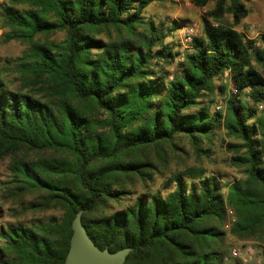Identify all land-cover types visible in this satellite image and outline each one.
Returning a JSON list of instances; mask_svg holds the SVG:
<instances>
[{"label":"trees","instance_id":"16d2710c","mask_svg":"<svg viewBox=\"0 0 264 264\" xmlns=\"http://www.w3.org/2000/svg\"><path fill=\"white\" fill-rule=\"evenodd\" d=\"M161 1L0 4L4 42L26 46L13 66L18 88H9L7 68H0V161L8 160L10 172L4 197L23 212L62 211L39 226H1L0 264H63L80 211L100 250H131L124 264H222L215 245L223 232L211 222L225 223L227 209L234 236L264 242V34L259 44L246 39L235 29L248 15L245 5L217 0L169 73L178 54L164 43V30L142 16ZM189 1L199 9L210 2ZM226 15L232 27L223 24ZM177 28L172 23L168 32ZM56 33L63 40L39 38ZM226 72L238 94L228 97L224 114L212 113L214 80ZM218 130L233 140L226 144L229 163L242 169L243 180L224 185L186 169L166 182L174 184L166 197L146 192L109 213L128 183L148 182L151 152L160 157L163 145L184 137L199 153ZM29 195L36 201H24Z\"/></svg>","mask_w":264,"mask_h":264},{"label":"rangeland","instance_id":"374dc122","mask_svg":"<svg viewBox=\"0 0 264 264\" xmlns=\"http://www.w3.org/2000/svg\"><path fill=\"white\" fill-rule=\"evenodd\" d=\"M6 0H0L2 4ZM217 0H210L207 7L199 9L191 5L189 0H163L148 6L142 13L144 20L152 22L154 25L162 28L167 34L164 43L168 44L172 51L178 54V57L171 67L166 70L171 73L177 62L182 61L183 56L190 52V44L188 32L190 29L197 30V34L192 36L198 37L201 34V18L204 13L213 8ZM245 5L248 15L240 22L235 29L240 32L246 39L254 40L259 44V37L264 34V0H240ZM24 6H19V8ZM225 26L232 27V17L226 15L223 20ZM172 23H176L178 28L168 30L172 27ZM139 31L142 30L138 28ZM7 30L3 27L0 19V68H7L4 72V78L10 89L15 90L19 87V82L16 81L17 74L14 71L15 60L22 56L26 46L19 41L12 40L4 42V33ZM124 32H122V35ZM125 35V34H124ZM113 39L116 38L112 33ZM42 42H59L63 40V33H56L46 38L39 37ZM9 63V65H8ZM264 75V71L260 70ZM216 91L214 93V103L210 106L212 113L224 114L225 104L228 97L233 95L231 88L234 85L230 75L226 72L219 78L214 80ZM247 92V91H246ZM238 94V93H237ZM242 97V96H241ZM220 105V110L216 107ZM261 108V106H260ZM233 142L229 139L223 130H218L209 140L204 141L201 151L196 153L189 140L184 137H179L174 141V147L163 145L158 154L151 152L149 162L154 165L151 169L150 179L147 183L133 181L126 185L128 194L121 201L120 206L110 203V212L122 210L127 205L133 203L135 198L146 192L158 193L162 197H166L174 190V184H169V178L177 172L186 169L204 170L207 174H213L217 177L221 184L228 185L233 181L243 180L245 178L242 169L230 165L229 158L232 153L226 149V144ZM235 142V141H234ZM8 160L0 161V227L8 222L19 221L26 225H43L48 223L53 218L62 216V211L58 208H51L46 211H28L23 212L15 199L4 197V183L9 180ZM226 194V189L222 191ZM26 202H35L36 195L24 197ZM235 222V216L231 209H227L226 222L218 224L211 222V225L217 227L220 232H223L220 242L215 245V249L223 253L222 264H262L264 259V242H261L257 237L252 239H240L231 233V227ZM250 247L252 254L250 259L243 255L246 248ZM233 249L240 250L241 257L234 258L231 255Z\"/></svg>","mask_w":264,"mask_h":264},{"label":"water","instance_id":"95a60500","mask_svg":"<svg viewBox=\"0 0 264 264\" xmlns=\"http://www.w3.org/2000/svg\"><path fill=\"white\" fill-rule=\"evenodd\" d=\"M81 215L82 212H78L72 221V235L63 264H124L131 250L124 248L113 253L100 250L87 235Z\"/></svg>","mask_w":264,"mask_h":264},{"label":"built area","instance_id":"2783aa9c","mask_svg":"<svg viewBox=\"0 0 264 264\" xmlns=\"http://www.w3.org/2000/svg\"><path fill=\"white\" fill-rule=\"evenodd\" d=\"M197 34V30H194L193 28L192 29H190V31L188 32V40L189 41H191L192 40V36H195ZM238 88L235 86V85H233L232 86V88H231V93L233 94V95H236L237 93H238ZM216 110L217 111H219L220 110V105H218L217 107H216ZM251 254H252V250L250 249V247H248V248H246V250L244 251V253H243V255H245V256H248V258L250 259V257H251ZM231 255H232V257H234V258H240L241 257V252H240V250H236V249H233L232 250V252H231Z\"/></svg>","mask_w":264,"mask_h":264}]
</instances>
